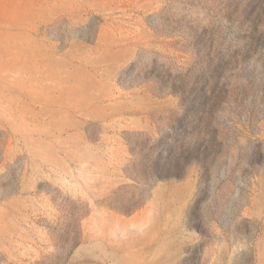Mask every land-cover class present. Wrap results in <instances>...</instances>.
Here are the masks:
<instances>
[{"label":"rangeland","instance_id":"1","mask_svg":"<svg viewBox=\"0 0 264 264\" xmlns=\"http://www.w3.org/2000/svg\"><path fill=\"white\" fill-rule=\"evenodd\" d=\"M0 264H264V0H0Z\"/></svg>","mask_w":264,"mask_h":264}]
</instances>
